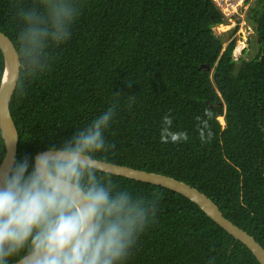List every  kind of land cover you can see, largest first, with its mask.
Returning a JSON list of instances; mask_svg holds the SVG:
<instances>
[{"label":"trees","instance_id":"obj_1","mask_svg":"<svg viewBox=\"0 0 264 264\" xmlns=\"http://www.w3.org/2000/svg\"><path fill=\"white\" fill-rule=\"evenodd\" d=\"M56 2L75 7L76 18L69 39L47 42L35 75L21 70L10 103L16 161L61 144L116 105L98 160L198 188L264 247V0L250 10L258 54L240 62L235 30L226 44L214 33L223 17L212 0ZM33 8L44 11L41 0H0V30L18 52L26 27L20 14ZM4 69L0 49V84ZM5 152L0 129V164ZM99 175L154 206L123 264H260L184 195Z\"/></svg>","mask_w":264,"mask_h":264},{"label":"clouds","instance_id":"obj_2","mask_svg":"<svg viewBox=\"0 0 264 264\" xmlns=\"http://www.w3.org/2000/svg\"><path fill=\"white\" fill-rule=\"evenodd\" d=\"M41 4L43 12L20 14L26 27L11 69L17 80L21 70L35 75L32 65L49 40L59 44L71 35L76 8L56 0ZM115 109L31 160L0 167V264L13 257L16 264H123L154 206L99 175L97 155L109 147L105 133ZM164 121L171 124L167 116Z\"/></svg>","mask_w":264,"mask_h":264},{"label":"water","instance_id":"obj_3","mask_svg":"<svg viewBox=\"0 0 264 264\" xmlns=\"http://www.w3.org/2000/svg\"><path fill=\"white\" fill-rule=\"evenodd\" d=\"M0 49L5 60L4 74L0 84V129L6 146V152L0 164V167H3L7 163L16 161L18 155L19 136L17 127L11 115L10 103L19 79L17 80L11 75V69L12 66H14L18 51L13 41L1 30ZM97 161L99 168L103 172L160 185L184 195L196 203L209 217H211L230 235L246 245L260 264H264V247L254 236L225 217L219 206L198 188L165 174L140 170L98 159ZM13 264H16V262Z\"/></svg>","mask_w":264,"mask_h":264},{"label":"built area","instance_id":"obj_4","mask_svg":"<svg viewBox=\"0 0 264 264\" xmlns=\"http://www.w3.org/2000/svg\"><path fill=\"white\" fill-rule=\"evenodd\" d=\"M216 8L221 12L223 22L231 26L234 32L236 42L238 37H244L245 45L243 47H236L233 53L235 60L239 61L240 55L248 47L253 39L249 37L254 32L256 33V25L250 18V10L258 0H212ZM249 21V23H248ZM251 22V23H250ZM243 34V35H242ZM233 38V37H232ZM231 39V38H230ZM229 39V40H230ZM238 49V50H237Z\"/></svg>","mask_w":264,"mask_h":264},{"label":"rangeland","instance_id":"obj_5","mask_svg":"<svg viewBox=\"0 0 264 264\" xmlns=\"http://www.w3.org/2000/svg\"><path fill=\"white\" fill-rule=\"evenodd\" d=\"M248 23H249V21H248ZM232 29L233 28H231V26L228 25L227 23H224L221 25H216L213 27L215 35L218 37H221L224 40L225 44L227 43V40L229 38V34L232 32ZM249 37H251V39H253V40L248 45V47L246 48V51H244L242 53V55L239 56L240 59L244 58L246 60H250V59L256 57V55L258 54V43H257L256 33L254 32ZM245 44L246 43L244 41V37L243 36L238 37L236 47H238V49H239V47H243ZM238 62H240V61H238ZM220 121L222 122L221 119H220ZM222 124H225V122H222Z\"/></svg>","mask_w":264,"mask_h":264}]
</instances>
